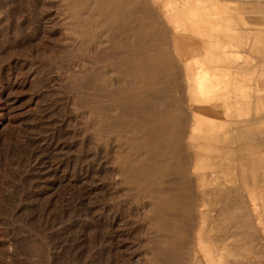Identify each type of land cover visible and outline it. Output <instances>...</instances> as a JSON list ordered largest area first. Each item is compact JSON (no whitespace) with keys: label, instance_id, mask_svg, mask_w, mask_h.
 <instances>
[{"label":"rangeland","instance_id":"obj_1","mask_svg":"<svg viewBox=\"0 0 264 264\" xmlns=\"http://www.w3.org/2000/svg\"><path fill=\"white\" fill-rule=\"evenodd\" d=\"M75 1L0 0V264H264V164L233 145L258 140L253 158H264V0L211 10L219 33L237 23L235 43L222 38L238 64L216 78L222 111L196 110L181 90L182 53L159 22L171 0H121L130 10L141 1L143 15L118 26L113 0ZM241 106L257 132H241ZM191 110L210 125L183 122ZM171 111L185 136L172 144L162 126Z\"/></svg>","mask_w":264,"mask_h":264},{"label":"bare ground","instance_id":"obj_2","mask_svg":"<svg viewBox=\"0 0 264 264\" xmlns=\"http://www.w3.org/2000/svg\"><path fill=\"white\" fill-rule=\"evenodd\" d=\"M71 1V0H70ZM114 1V0H113ZM113 1H110L111 2V4H110V8L109 7H107V9L109 10H112V16H110L111 18L110 19H112V21L114 22V24H116L115 22H120V20L121 21H125V22H127L128 21V19H130L131 17L132 18H136V20L139 18V17H142V15H143V13H142V4H141V1L139 2H136V5L133 7V9L132 10H130L131 8L129 7V9H127V7H125L126 5H125V3H122V2H120L119 3V1H121V0H118V3L120 4H117L115 1L113 2ZM128 1V0H127ZM131 1H133V0H131ZM131 1L129 2L128 1V3H131ZM148 1V0H147ZM168 1V0H167ZM173 0H171V1H169L168 3H164L163 5H162V7H161V9L160 10H162L161 12H162V16H163V18H162V21H159L160 22V24L162 23L163 24V26L165 27V25L166 26H168L169 27V29H168V31H169V36H171V46H172V49H173V52H174V54L176 53V51H178V52H181V53H179V54H181L180 56H176L175 55V58L177 57V58H181L182 59V61L181 62H179L178 61V63L177 64H179V68L180 69H182V75L180 76L181 78H182V84H183V87H182V91H184L186 94H187V97H186V99L188 100V101H191L192 100V105L194 104V105H196V106H198V108L196 109V110H201V109H205V108H212L213 110L215 109V110H219V111H222V109H221V106H220V103H219V100H222V97H223V94H221L222 96H220V94L217 92V89H219V87H218V85H216V83L218 82V79H216V78H218V77H220L219 75L221 74V73H223V74H221V77H222V75H225L226 73V71L228 70V69H232V68H234V67H236L237 66V63L235 62V61H233L234 60V58L233 59H230L231 57H230V55H228V54H226V52H227V50H225L224 48H223V43H224V41L222 40V38H223V35H226L227 33L230 35L228 38H230L229 40H227L226 42L227 43H231L232 45H233V43H235L234 41L235 40H233V38H232V36L234 35L235 36V34H237V33H234V32H232V31H235L236 30V28H237V26H236V24L237 23H234V25L235 26H233L232 25V23L230 24V26L228 25H226L227 26V28H226V26L225 25H223L224 26V28H222V32L221 33H219L220 32V26L221 25H219V24H216L217 23V21L218 20H216V16H212V15H214L213 13H215V14H217V13H219L220 11H221V9H223V8H221L223 5V0H210L209 2H210V5H209V8L208 7H204V10H203V7H201L200 5L202 4L201 2H202V0H184L183 1V4L182 5H179V4H176V3H174V1L172 2ZM77 2V4H78V2L79 1H75V3ZM149 2V1H148ZM127 3V2H126ZM143 3H145V1L143 0ZM147 3V2H146ZM145 3V4H146ZM179 3V2H178ZM206 3V2H205ZM92 4H93V2H92ZM117 4V5H116ZM150 4V3H149ZM149 4L147 3V5L149 6ZM75 5V4H74ZM73 5V6H74ZM116 5V6H115ZM125 5V6H124ZM166 5H167V7H166ZM208 5V4H207ZM214 5H219V7L217 8V10H214L213 8H212V6H214ZM76 6V5H75ZM88 6V5H87ZM92 6V5H91ZM96 5H93V7H95ZM118 6V7H117ZM146 6V5H145ZM147 6V7H148ZM152 6V5H151ZM206 6V5H205ZM78 7V6H77ZM166 7V8H165ZM224 7V6H223ZM73 8H75V7H73ZM148 8H150V7H148ZM152 8V7H151ZM158 8H160V7H158ZM206 8V9H205ZM208 8V9H207ZM71 9V8H70ZM76 9V8H75ZM84 9V8H83ZM92 9V8H91ZM165 9V10H164ZM227 9V8H226ZM82 10V9H81ZM81 10H79V11H81ZM205 10H208L209 12H207V13H205V12H203V13H205V14H202V11H205ZM211 10L212 11H214L213 13L211 12ZM229 10V9H228ZM73 10H71V12H72ZM106 11V10H105ZM70 12V13H71ZM106 12H109V11H106ZM153 12V11H152ZM151 12V13H152ZM154 12H156V9H155V11ZM221 12H223L224 13V10L223 11H221ZM231 12V11H230ZM81 13V12H80ZM83 13V12H82ZM160 13V12H159ZM225 13H226V11H225ZM145 14V13H144ZM155 14V13H154ZM153 14V15H154ZM226 14H228V13H226ZM79 15V14H78ZM152 15V14H151ZM220 15L222 16V14L221 13H219V15H218V17H220ZM223 15H225V14H223ZM77 16V15H76ZM106 16V15H105ZM159 16V15H158ZM226 16V15H225ZM92 17H94V16H92ZM224 17V16H223ZM83 18V17H82ZM107 18V17H106ZM109 18V17H108ZM107 18V19H108ZM153 18V17H152ZM159 18H160V16H159ZM77 19V18H76ZM127 19V20H126ZM141 19V18H140ZM139 19V20H140ZM151 19V18H150ZM219 19H221V18H219ZM223 19V18H222ZM224 19H226V17H224ZM230 19V18H229ZM133 20V19H132ZM132 20H131V22H132ZM147 20V19H146ZM227 20V19H226ZM84 21V20H83ZM98 21H99V19H98ZM134 21V20H133ZM140 21H142V20H140ZM233 21V20H232ZM78 22V21H77ZM79 22H81V21H79ZM124 22V23H125ZM145 22H147V21H145ZM105 23V22H104ZM120 23H122V22H120ZM119 23V24H120ZM128 23H129V21H128ZM135 23H136V21H135ZM138 23H139V21H138ZM126 25H127V23H125ZM125 24H124V26H125ZM134 24V23H133ZM140 24V23H139ZM142 24V23H141ZM143 24H144V22H143ZM142 24V25H143ZM56 25V24H55ZM77 25V24H76ZM79 25V24H78ZM101 25V24H100ZM117 25V24H116ZM123 25V24H122ZM121 25V26H122ZM135 25V24H134ZM141 25V26H142ZM159 25V24H158ZM157 25V26H158ZM83 26V25H82ZM118 26V25H117ZM116 26V27H117ZM123 26V27H124ZM128 26V25H127ZM148 26V25H147ZM160 27H161V25H159ZM232 26V27H231ZM87 27V26H86ZM95 27V26H94ZM132 27V26H131ZM145 27V26H144ZM230 27V28H229ZM141 28V27H140ZM149 28V27H148ZM147 28V29H148ZM155 28H157V27H155ZM159 28V27H158ZM157 28V29H158ZM163 28V27H162ZM161 28V29H162ZM91 29V28H90ZM111 29V28H110ZM142 29V28H141ZM228 29H230V30H232V31H230V32H227L228 31ZM112 30V29H111ZM164 30V29H163ZM90 31V30H89ZM144 31H146V30H144ZM148 31V30H147ZM154 31V30H153ZM159 31V30H158ZM237 31H239V30H237ZM143 32V31H142ZM156 32V31H155ZM154 32V33H155ZM240 32V31H239ZM67 33V32H66ZM121 33V32H120ZM153 33V32H152ZM239 34V33H238ZM241 34V33H240ZM239 34V35H240ZM141 35V34H140ZM144 35V34H143ZM152 35V34H151ZM166 35V34H165ZM196 35H199L200 37H202V38H196L195 36ZM60 36H62V35H60ZM152 36H154V34L152 35ZM168 36V37H169ZM138 37V36H137ZM136 37V38H137ZM148 37V36H147ZM146 37V38H147ZM240 37L241 36H239L238 37V35H237V43L243 38H241L240 39ZM63 38V37H62ZM72 38V37H71ZM136 38H135V41H136ZM145 37H144V39H146ZM160 38V37H159ZM159 38H157V41H158V39ZM194 38L196 39L195 40V42H193V40H194ZM232 38V39H231ZM245 38V37H244ZM140 39V38H139ZM167 39V38H166ZM203 39H206V41H202L201 43H199V41H201V40H203ZM148 40V39H147ZM151 41L152 42H154V41H156V40H154V38H153V40H152V38H151ZM156 41V42H157ZM160 41V40H159ZM165 41V40H164ZM167 41H168V39H167ZM243 41V40H242ZM78 42V41H77ZM80 42V41H79ZM137 42V41H136ZM139 43H141V41H138ZM137 42V43H138ZM148 42H149V40H148ZM169 42H170V40H169ZM168 42V43H169ZM241 42V41H240ZM239 42V43H240ZM145 43V42H144ZM144 43H142V44H144ZM243 44H245V41L244 42H242ZM107 44V43H106ZM133 44H134V42H133ZM169 44V45H170ZM76 45V44H75ZM98 45V44H97ZM100 45V44H99ZM131 45V44H130ZM141 45V44H140ZM151 45H153L152 43H151ZM154 45H157L156 43L154 44ZM167 45V44H166ZM224 45H225V43H224ZM236 45H238V44H236ZM101 46V45H100ZM105 46V45H104ZM133 46V45H132ZM138 46H139V44H138ZM185 46H190L192 49H194V50H196V51H199L200 53H203V54H205L206 56H205V61H208V62H206L205 63V65H201V64H203V63H201L200 64V62L199 61H197V60H194L195 62L192 64L191 62H188V57L191 55H189V54H183V48L185 47ZM228 46V45H227ZM84 47V46H83ZM99 47V46H98ZM102 48H103V46H101ZM106 47H107V45H106ZM126 47H127V45H126ZM129 47V46H128ZM139 47H141V46H139ZM159 47H160V45L158 46V49H159ZM194 47H198V48H194ZM225 47V46H224ZM87 48V47H86ZM144 48V47H143ZM147 48H148V46H147ZM154 48V47H153ZM155 48H157V47H155ZM204 48H208V50L207 51H205V50H202V49H204ZM227 48V47H226ZM99 49V48H98ZM141 50H142V48H140ZM121 50V49H120ZM134 50H136L135 49V47H134ZM141 50H138L139 52H141ZM143 50H146V49H143ZM148 50V49H147ZM257 50H259V49H257ZM261 50V49H260ZM137 51V52H138ZM159 51V50H158ZM158 51H156V53L158 52ZM168 51V50H167ZM138 52V53H139ZM168 52H170V50L168 51ZM199 52H195V53H199ZM101 53V52H100ZM109 53H111V52H109ZM108 53V54H109ZM136 53V52H135ZM167 53V52H166ZM171 53H172V51H171ZM173 54V53H172ZM173 54V55H174ZM155 55H157V54H155ZM152 56V55H151ZM160 55H158V57H159ZM85 57V56H84ZM90 57V56H89ZM93 57V56H92ZM154 57V56H153ZM161 57H163V56H161ZM166 57V56H165ZM168 57V56H167ZM136 58V57H135ZM171 58H172V56H171ZM170 58V59H171ZM174 58V57H173ZM91 59V58H90ZM109 59V58H108ZM156 59H158V58H156ZM167 59V58H166ZM165 59V60H166ZM94 60V59H93ZM146 60V59H145ZM160 60H161V58H160ZM168 60V59H167ZM166 60V61H167ZM177 60V59H176ZM154 61V60H153ZM204 61V62H205ZM232 61V62H231ZM124 62V61H123ZM202 62V61H201ZM231 62V63H230ZM88 64V63H87ZM198 64V65H197ZM99 65V64H98ZM173 65V64H172ZM177 66V65H176ZM204 66V67H203ZM124 67V66H123ZM129 67V66H128ZM147 67H150L149 65H147ZM161 67H163L164 68V66H163V64H161ZM160 67V68H161ZM178 68V69H179ZM80 69V68H79ZM82 69V68H81ZM89 69V68H88ZM177 69V68H176ZM220 69V70H219ZM221 69H227V70H221ZM84 70V69H83ZM233 70V69H232ZM86 71V70H85ZM118 72V71H117ZM180 72V71H179ZM81 73V72H80ZM128 74H129V72H127ZM94 74V73H93ZM164 74V73H163ZM179 74V73H178ZM85 75V74H84ZM110 75H113V74H111L110 73ZM132 75V74H131ZM130 75V76H131ZM141 75H142V73H141ZM151 75V74H150ZM165 75H169L168 73H166ZM164 75V76H165ZM134 76V75H133ZM164 76H163V78H164ZM177 77V76H176ZM220 77V78H221ZM100 78V77H99ZM166 78V77H165ZM128 79H131V78H128ZM147 79V78H146ZM155 79V78H154ZM177 79V78H176ZM228 79V78H227ZM83 80V79H82ZM108 80V79H107ZM132 80V79H131ZM159 80V79H158ZM181 80V79H180ZM87 82H89V81H87ZM86 82V83H87ZM94 82V81H93ZM162 82V81H161ZM177 82H179V80L177 81ZM181 82V81H180ZM114 83V82H113ZM121 83V82H120ZM229 83V82H228ZM85 84V83H84ZM117 84H118V81H117ZM162 84H164V83H162ZM194 85L193 86V90H195V93L193 94L192 92H191V88H190V86L191 85ZM218 84V83H217ZM163 86H165V85H163ZM175 86H176V84H175ZM90 87H92V85L90 86ZM100 87V86H99ZM221 87H222V84H221ZM93 88V87H92ZM167 88V87H166ZM176 88H177V86H176ZM101 89V88H100ZM110 89V88H109ZM169 89V88H168ZM180 89V88H179ZM114 91V90H113ZM162 91V90H161ZM100 92H101V90H100ZM156 92V91H155ZM158 92V91H157ZM167 92V91H166ZM169 92V91H168ZM180 92V91H179ZM97 93H99V92H97ZM115 93H116V91H115ZM139 93V92H138ZM155 94V93H154ZM153 94V95H154ZM167 94V93H166ZM165 94V95H166ZM178 94V93H177ZM176 94V95H177ZM182 94V93H181ZM170 95V94H169ZM168 95V96H169ZM171 96V95H170ZM101 97V96H100ZM127 97V96H126ZM150 97V96H149ZM162 97V96H161ZM179 97V96H178ZM177 97V98H178ZM102 98H104V96L102 97ZM106 98V97H105ZM159 98H160V95H159ZM168 98V97H167ZM153 100V99H152ZM182 100V99H181ZM180 100V101H181ZM186 100V101H187ZM106 101V100H105ZM162 101V100H161ZM180 101H179V103H180ZM185 101V103H189V102H186ZM223 101V100H222ZM90 102V101H89ZM95 102V101H94ZM98 102V101H97ZM101 102H104V101H101ZM106 102H108V101H106ZM177 102V101H176ZM152 103V102H151ZM183 103V102H182ZM88 104V103H87ZM109 104V103H108ZM161 104V103H160ZM181 104V103H180ZM106 105V104H105ZM149 105V104H148ZM151 105V104H150ZM176 105V104H175ZM183 105V104H182ZM181 105V106H182ZM188 105V104H187ZM222 105V104H221ZM134 106V105H133ZM178 106V105H177ZM171 107V106H170ZM146 108V107H145ZM148 108V107H147ZM154 108V107H153ZM182 108V107H181ZM191 108V107H190ZM189 107L187 108V106H185V108L183 107V109H190ZM126 109V108H125ZM168 109V108H167ZM178 109H179V107H178ZM224 109V108H223ZM144 110V109H143ZM151 110V109H150ZM196 110H191V111H189V112H187V113H181V114H183V116H185V117H183V122H186V123H189L191 126H193L194 127V129L195 130H204L205 128L204 127H206L208 124H209V122L204 118V116L202 115V114H200V112L199 111H196ZM145 111H147V109L145 110ZM106 112H108V111H106ZM151 112V111H150ZM172 113H171V115L170 116H168L167 118H166V120H164V122L162 123V126H163V128H164V130L165 129H169V130H171V137L168 139L170 142H171V144L172 143H174V141H176V140H179L180 138H182L181 137V132L178 130V129H176V128H178V127H176L177 125H176V122H175V117L173 116V111H171ZM183 112H186V111H183ZM157 113V112H156ZM162 113V112H161ZM178 113V112H177ZM201 113H203V112H201ZM155 114V113H154ZM204 114V113H203ZM232 114V113H231ZM236 114V113H235ZM137 115V114H136ZM146 115V114H145ZM169 115V114H168ZM134 116V115H133ZM141 116V115H140ZM182 117V116H181ZM229 117H231V118H233L234 116L233 115H229ZM230 118V119H231ZM155 119V118H154ZM182 120V119H181ZM150 121V120H149ZM182 123V122H181ZM115 125V124H114ZM187 125V124H186ZM210 125V124H209ZM182 131V130H181ZM185 132V131H184ZM186 132H187V130H186ZM187 134V133H186ZM122 135V134H121ZM184 135V134H183ZM188 135V134H187ZM193 135V134H192ZM185 137V136H184ZM183 137V138H184ZM193 137H194V135H193ZM110 138V137H109ZM182 138V139H183ZM195 138H196V136H195ZM142 140V139H141ZM150 140H151V138H150ZM149 140V141H150ZM166 140V139H165ZM139 141H140V139H139ZM162 141V140H161ZM180 141V140H179ZM138 142V141H137ZM153 146V144H150V146ZM150 148V147H149ZM186 152V151H185ZM187 154V153H186ZM161 155V154H160ZM168 155H170V154H168ZM167 155V156H168ZM166 156V157H167ZM192 156V155H191ZM160 158V157H159ZM159 158H158V160H159ZM164 158V157H163ZM162 158V159H163ZM169 159V158H168ZM143 162V161H142ZM150 162V164L152 163L151 161H149ZM136 163H138V162H136ZM146 163V162H145ZM187 165H189V164H187ZM181 166V165H180ZM207 167V162L205 161V162H202V161H200V159L198 158V157H196V169L198 170V169H201V168H206ZM182 169V168H181ZM189 169V168H188ZM191 171V170H190ZM186 172V171H185ZM197 172V171H196ZM193 173H194V171H193ZM188 178V177H187ZM199 179V178H198ZM197 179V180H198ZM188 181V180H187ZM153 182V181H152ZM143 183V182H142ZM141 183V184H142ZM187 183V182H186ZM185 183V184H186ZM197 183V182H196ZM195 183V184H196ZM147 185V184H146ZM186 186V185H185ZM183 187V186H182ZM158 188V187H157ZM59 189V188H58ZM184 189V188H183ZM162 190V189H161ZM153 191H155V190H153ZM158 192V191H157ZM159 192H160V190H159ZM162 193H163V191H162ZM162 195V194H161ZM162 197H163V195H162ZM167 198V197H166ZM181 199V198H180ZM160 200V199H159ZM190 200V199H189ZM177 201V200H176ZM155 202V201H154ZM174 202V201H173ZM180 203V202H179ZM185 204V203H184ZM169 206V205H168ZM188 206V205H187ZM161 208H164L163 206L161 207ZM171 208V207H170ZM167 210H169V209H167ZM203 218V217H202ZM190 219V218H189Z\"/></svg>","mask_w":264,"mask_h":264},{"label":"crops","instance_id":"obj_3","mask_svg":"<svg viewBox=\"0 0 264 264\" xmlns=\"http://www.w3.org/2000/svg\"><path fill=\"white\" fill-rule=\"evenodd\" d=\"M238 65V64H237ZM241 69H246V66H239ZM229 71V70H227ZM245 95V94H244ZM243 93H242V98L244 97ZM244 101V100H243ZM245 103H248V107L246 109V112L249 113L250 112V108L253 104L252 100L250 101V99L247 100V102ZM239 109H244L243 106H241L240 108L236 109L237 110V114H236V117H240L241 119H236L238 122H239V126L241 128V132H251V131H256L257 132V128L255 127L256 125V117L254 115V112H252V114H250L249 116H247L248 114H244V112L242 111H239ZM245 112V113H246ZM241 113V114H240ZM243 117V118H242ZM262 119H264L263 117H260L259 116V119H258V122H260L262 125H264V123H262ZM229 122V121H228ZM229 124H232L234 130H232L229 134L230 135H236L239 131V127L237 124H233L232 122H229ZM264 127V126H263ZM258 143V140L254 141V142H251V143H246L242 146H240L238 143L237 145L234 143V151H237L236 153L238 154V156H245V155H250L251 156V159H250V162L252 165H255V164H259V165H263L264 164V158L262 159H254L253 158V155L255 153V150L258 146H261L263 144H257Z\"/></svg>","mask_w":264,"mask_h":264}]
</instances>
